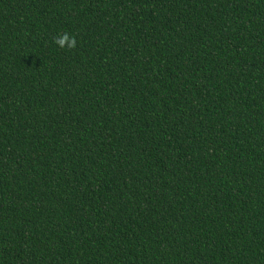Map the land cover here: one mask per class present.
Segmentation results:
<instances>
[{
    "label": "trees",
    "instance_id": "1",
    "mask_svg": "<svg viewBox=\"0 0 264 264\" xmlns=\"http://www.w3.org/2000/svg\"><path fill=\"white\" fill-rule=\"evenodd\" d=\"M0 264H264V0H0Z\"/></svg>",
    "mask_w": 264,
    "mask_h": 264
},
{
    "label": "clouds",
    "instance_id": "2",
    "mask_svg": "<svg viewBox=\"0 0 264 264\" xmlns=\"http://www.w3.org/2000/svg\"><path fill=\"white\" fill-rule=\"evenodd\" d=\"M57 43H59V44L63 45V43H64V40H63V39H61V40L57 41Z\"/></svg>",
    "mask_w": 264,
    "mask_h": 264
}]
</instances>
